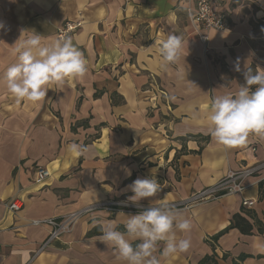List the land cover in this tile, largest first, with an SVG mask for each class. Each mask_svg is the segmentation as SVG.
Segmentation results:
<instances>
[{
  "label": "crops",
  "instance_id": "0c3cea01",
  "mask_svg": "<svg viewBox=\"0 0 264 264\" xmlns=\"http://www.w3.org/2000/svg\"><path fill=\"white\" fill-rule=\"evenodd\" d=\"M211 1L220 3L229 30L210 31L206 52L191 20L198 0H0V78L15 62L21 30L51 44L68 22H82L68 37L88 69L82 78L51 84L38 103H17L0 82V264H123L99 241L101 223L115 221L123 231L127 215L161 203L191 223L175 233L190 241L188 251L161 264H198L213 253L219 264L241 255L248 256L244 264H264V234L230 228L235 215L264 223V170L245 180L242 193L187 202L231 171L264 164V137L225 149L207 120L214 97L234 95L247 68L264 69V0ZM169 35L183 38L184 51L162 69L157 42ZM73 142L89 152L71 157ZM40 168L50 175L39 182ZM152 169L156 196L132 211L98 209L47 244L51 227L43 221L125 202L134 195L128 186L152 178ZM15 199L23 201L16 213L9 209Z\"/></svg>",
  "mask_w": 264,
  "mask_h": 264
},
{
  "label": "clouds",
  "instance_id": "9594fccd",
  "mask_svg": "<svg viewBox=\"0 0 264 264\" xmlns=\"http://www.w3.org/2000/svg\"><path fill=\"white\" fill-rule=\"evenodd\" d=\"M4 28L0 21V31ZM157 43L162 69L176 63L184 51L183 38L178 35H169ZM12 47L15 62L6 68L0 82L17 103H38L45 98L51 84L82 78L88 71L87 61L71 37L45 44L41 34L21 30L20 38ZM235 70L241 71L239 62ZM244 80L234 95L216 96L210 105L207 116L210 135L225 149L244 145L251 135L264 137V69L257 68L253 72L251 67L247 68ZM67 151L75 158L87 154L89 147L73 142ZM151 171L152 178H138L128 186L134 195L128 197L125 204L131 202L139 206L142 200L156 196L160 185L154 178L157 170ZM127 217L123 231L118 230L115 221L106 226L102 222L98 238L117 250L123 264H161V259L170 260L190 248L188 239H177L175 235L177 231H189L190 220L181 218L167 203ZM134 242L138 243L134 245ZM160 242H164V246L158 259L155 253Z\"/></svg>",
  "mask_w": 264,
  "mask_h": 264
},
{
  "label": "built area",
  "instance_id": "2783aa9c",
  "mask_svg": "<svg viewBox=\"0 0 264 264\" xmlns=\"http://www.w3.org/2000/svg\"><path fill=\"white\" fill-rule=\"evenodd\" d=\"M192 23L194 29L199 36V39L206 45V52L208 48V33L210 31H228L226 17L220 11V3H215L211 0H198L197 11L193 14ZM82 22H68L58 31L59 39L67 38L69 35H74ZM264 170V164L259 167H253L242 171H231L228 175L218 182L216 185L206 188L194 194L187 202L201 203L204 201L219 199L225 195H236L245 190V180L253 177L255 174ZM39 182L49 177L50 172L46 168H40L38 171ZM264 180V179H263ZM254 201L245 200L244 206L252 207ZM23 207L21 199H15L9 204V209L13 212H19ZM136 205L125 204L124 202L109 201L101 205H90L79 211L70 213L60 219H48L43 221L51 227V232L47 244L52 243L54 240L59 239L63 234L71 233L76 224L86 215L98 210L105 209L112 214L128 210L132 211L137 209ZM42 221H34V224H40Z\"/></svg>",
  "mask_w": 264,
  "mask_h": 264
},
{
  "label": "trees",
  "instance_id": "16d2710c",
  "mask_svg": "<svg viewBox=\"0 0 264 264\" xmlns=\"http://www.w3.org/2000/svg\"><path fill=\"white\" fill-rule=\"evenodd\" d=\"M255 227L257 228V232L259 234H264V223L262 221L257 220L255 225H253L241 215H235L230 228H238L243 234L252 235ZM226 231L227 230L221 232L213 239L216 241ZM247 258V255H241L237 259H233L231 264H244ZM225 259H227L226 255L223 257V260ZM198 264H219V259L216 253H213L212 255L204 257Z\"/></svg>",
  "mask_w": 264,
  "mask_h": 264
}]
</instances>
